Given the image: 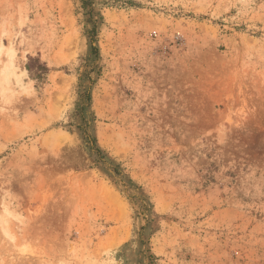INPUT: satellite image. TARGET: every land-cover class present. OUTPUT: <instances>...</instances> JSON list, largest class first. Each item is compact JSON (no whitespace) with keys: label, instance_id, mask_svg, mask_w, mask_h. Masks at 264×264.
I'll use <instances>...</instances> for the list:
<instances>
[{"label":"rangeland","instance_id":"obj_1","mask_svg":"<svg viewBox=\"0 0 264 264\" xmlns=\"http://www.w3.org/2000/svg\"><path fill=\"white\" fill-rule=\"evenodd\" d=\"M1 220L0 264H264V0H0Z\"/></svg>","mask_w":264,"mask_h":264},{"label":"trees","instance_id":"obj_2","mask_svg":"<svg viewBox=\"0 0 264 264\" xmlns=\"http://www.w3.org/2000/svg\"><path fill=\"white\" fill-rule=\"evenodd\" d=\"M92 50L93 52H96V48L94 46H92ZM28 71L32 70V67L29 66V64L27 65ZM47 71V68L44 65H38L37 68L35 70H33V73L37 76H40L42 74H44ZM89 100V96L88 94L86 96H82V102L80 104V108L79 110L84 108V104H83V100ZM87 145L89 146L90 151H92L94 149L95 152H98L95 147L93 146V142L92 139L85 133V137Z\"/></svg>","mask_w":264,"mask_h":264},{"label":"bare ground","instance_id":"obj_3","mask_svg":"<svg viewBox=\"0 0 264 264\" xmlns=\"http://www.w3.org/2000/svg\"><path fill=\"white\" fill-rule=\"evenodd\" d=\"M2 49V48H1ZM8 57V56H7ZM6 57V58H7ZM9 60V59H8ZM3 67H5V65H3ZM2 69V68H1ZM2 71V70H1ZM0 227L2 229V231L4 232L5 235H8V231L6 230V225H5V222H3L2 220L0 221ZM21 252H24V250H21Z\"/></svg>","mask_w":264,"mask_h":264}]
</instances>
